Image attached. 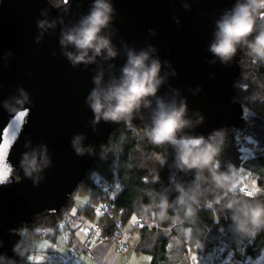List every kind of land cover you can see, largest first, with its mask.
I'll return each mask as SVG.
<instances>
[{"label":"water","instance_id":"1","mask_svg":"<svg viewBox=\"0 0 264 264\" xmlns=\"http://www.w3.org/2000/svg\"><path fill=\"white\" fill-rule=\"evenodd\" d=\"M109 2L113 13L102 35L110 39L116 56L109 58L105 52L92 63L73 66L65 53L76 50L61 45L62 33L79 23L93 0H64L60 5L50 0L0 1V130L14 129L0 136V175H5L0 183V264H21L22 256L13 251L19 243L23 252L20 229L38 215L60 212L111 134L129 124L103 119L93 123L88 103L97 87L94 77L102 74L100 87L105 89L118 82L129 51H147L149 63L161 64L156 96L133 113L130 124L150 128L158 103L169 110L185 105L189 123L178 137L207 139L245 123V109L235 99L234 88L245 48L239 46L228 64L209 50L216 21L236 0ZM41 20L54 26L41 29ZM19 89L28 93L30 103L5 110V101L23 99ZM78 135L83 137L80 146L91 147V153H76L72 141ZM25 153L37 159L31 176L21 165Z\"/></svg>","mask_w":264,"mask_h":264},{"label":"trees","instance_id":"2","mask_svg":"<svg viewBox=\"0 0 264 264\" xmlns=\"http://www.w3.org/2000/svg\"><path fill=\"white\" fill-rule=\"evenodd\" d=\"M63 1L50 0L54 5ZM240 64L241 73L234 84L235 99L242 102L246 120L240 129L228 128L220 133L222 143L214 161L221 172L231 171L234 183L218 187L223 181L214 182L207 169L199 178L196 169L179 168L172 145L151 143L144 124H126L111 134L106 148L77 187L75 193L87 198V205L78 208L77 216L99 223L108 235L115 232L117 219L129 224L130 248L150 255V264H190L192 254L206 264L254 260L264 264V227L249 225L241 230L232 219V210L226 208L232 200L264 203V64L254 63L246 48ZM240 169L256 181L257 189L238 184ZM180 189L189 194L184 204L179 202ZM165 198L167 208L161 206ZM106 204L111 207L110 213L99 215ZM75 206L73 196L60 212L38 215L20 229L24 233L21 264H50L49 260L32 258L43 254L35 243L44 236L57 240L65 234L71 240ZM139 217L145 222L153 218L155 224L141 225ZM223 243L228 247L218 257L214 248ZM73 250L76 249L57 255L56 262L59 257H71Z\"/></svg>","mask_w":264,"mask_h":264},{"label":"clouds","instance_id":"3","mask_svg":"<svg viewBox=\"0 0 264 264\" xmlns=\"http://www.w3.org/2000/svg\"><path fill=\"white\" fill-rule=\"evenodd\" d=\"M112 13L113 7L109 0H93L89 12L79 23L62 33L61 45L64 47L72 45L76 50L65 53L73 66L92 63L105 52L109 58L116 56L117 53L110 39L102 35V31L109 25ZM46 25L52 27L54 22L53 24H48L44 20L38 22V27L41 29ZM216 29L215 40L209 50L222 63L228 64L235 57L238 47L242 45L247 49V54L254 63L264 64V0H236L233 7L226 10L216 21ZM149 60L147 51L138 54L129 51L118 82L114 81L106 89L100 87L102 74L94 77L97 87L88 97L89 106L95 117L93 123L103 119L130 124L133 113L142 105L147 106L145 101L148 97L156 96L161 83L158 78L161 64L159 60H151L150 63ZM19 92L23 99L12 98L14 104L5 101L3 104L5 110L12 111L30 103L28 93L23 89H19ZM185 111L186 107L183 104L169 110L162 103H158L151 127L144 130L145 135L155 145H172L177 153L179 168L196 169L199 178H203V171L207 169L214 182L223 181L222 184H217L218 187H228L235 182L231 171L221 172L217 166L218 162H214L222 143L220 133L217 132L207 139L178 137V133L189 123L184 119ZM82 139L83 137L78 135L72 141L76 153L78 155H84L86 151L91 153V147L85 149L80 146ZM21 165L25 174L31 176L32 172L37 170V159L35 156L29 158L25 153ZM180 192L179 202L184 204L189 194L183 189H180ZM161 206L168 207L166 198L161 201ZM226 208L232 210V219L241 230H245L249 225L264 227V203L232 200ZM20 234L23 235V231ZM13 251L18 255H24L19 243L14 246ZM10 264L14 262L10 261Z\"/></svg>","mask_w":264,"mask_h":264},{"label":"crops","instance_id":"4","mask_svg":"<svg viewBox=\"0 0 264 264\" xmlns=\"http://www.w3.org/2000/svg\"><path fill=\"white\" fill-rule=\"evenodd\" d=\"M78 207L73 208V217L76 219ZM102 212H98L100 215ZM129 225V224H128ZM130 226V225H129ZM93 227V226H92ZM91 227V232L86 231L83 233L79 231L78 227H75V231L73 233V238L67 240L66 238L58 237V243L63 241L65 242L61 247L58 245L60 249V254L65 255V253L69 252L72 249H76L77 251H84L88 248L93 250V256L84 257L82 264H149L151 263V257H147V255H143L144 253H138L136 251L135 255H131V249L128 253H122L119 247L116 244L106 245L97 241V237L95 233H93ZM60 244V243H59ZM62 245V244H61ZM198 264H206V262H201L199 260Z\"/></svg>","mask_w":264,"mask_h":264},{"label":"rangeland","instance_id":"5","mask_svg":"<svg viewBox=\"0 0 264 264\" xmlns=\"http://www.w3.org/2000/svg\"><path fill=\"white\" fill-rule=\"evenodd\" d=\"M237 174H238V179L240 178L238 184L243 185V183H244V185H246V186L248 184L249 186L257 189L256 181L250 180L249 178H247L249 176V174H247L246 172H244L241 169L238 171ZM238 179H236V182H238ZM74 197L76 198V207L84 208L87 205V198L85 196H79L77 193H74ZM94 224H95V221L89 220L84 215H78V217L73 220L72 227L75 228L77 226L79 231L86 233V231L91 232V227L94 226ZM67 233H69V232H67ZM65 238L68 240L70 238L69 234H65L64 239ZM57 241L58 240H53V239L46 237V236L38 239V241L35 243V248L38 249L39 251H42L43 254L33 255L32 258H34L36 260H49L50 264H59L58 262H56V257L58 254H60V249H59L58 245H60L62 247L65 242L61 241V242H59L60 243L59 244ZM97 241H98V239H97ZM110 244H112V243L109 242L106 245H110ZM113 244H115V243H113ZM227 247H228L227 243H223V244H221V246L215 247L214 251H216V253H215L216 256L221 257L222 251L226 250ZM214 251L212 253H214ZM121 252L126 253L124 251H121ZM67 253H65V255H67ZM130 254L135 255L134 250H132ZM143 255H147V257H150V255H148V254H143ZM190 257L192 258L190 264H198L199 263V261L197 262V260H199L200 258H197L195 254H192ZM229 257L230 256L228 254L226 259H229ZM221 264H223V262ZM234 264H259V261H257V260H254L253 262L242 261L240 263H234Z\"/></svg>","mask_w":264,"mask_h":264},{"label":"built area","instance_id":"6","mask_svg":"<svg viewBox=\"0 0 264 264\" xmlns=\"http://www.w3.org/2000/svg\"><path fill=\"white\" fill-rule=\"evenodd\" d=\"M243 191L248 194L252 193V191L247 189H243ZM110 211H111V207L108 204L104 205V207L101 209L102 213H110ZM138 223L141 225L147 224L149 226L155 224L153 218H149V220L145 222L142 217L138 218ZM92 230L98 236L100 243H104V244H107L109 242L115 243L121 251H124L126 253L130 251L131 248L128 243V237L132 232V227L129 226L128 224H125L121 219L116 220L115 232L112 234L109 235L106 234L99 223H95ZM88 256H93V250L90 248L82 252L73 250L71 257L70 256L67 258L59 257L58 262L60 264H65L68 261L70 264H82L84 257H88Z\"/></svg>","mask_w":264,"mask_h":264},{"label":"snow or ice","instance_id":"7","mask_svg":"<svg viewBox=\"0 0 264 264\" xmlns=\"http://www.w3.org/2000/svg\"><path fill=\"white\" fill-rule=\"evenodd\" d=\"M21 116H23V113H21ZM12 131H14V129L5 128L4 130H0V136H9L11 135ZM3 157H4L3 150L0 149V160H2ZM4 178H5V175H0V183L4 181Z\"/></svg>","mask_w":264,"mask_h":264},{"label":"flooded vegetation","instance_id":"8","mask_svg":"<svg viewBox=\"0 0 264 264\" xmlns=\"http://www.w3.org/2000/svg\"><path fill=\"white\" fill-rule=\"evenodd\" d=\"M15 175H16V173H15ZM17 177H18V173H17V175H16Z\"/></svg>","mask_w":264,"mask_h":264}]
</instances>
